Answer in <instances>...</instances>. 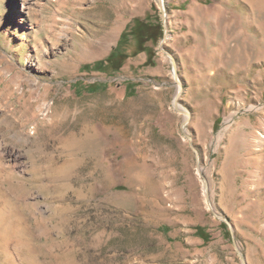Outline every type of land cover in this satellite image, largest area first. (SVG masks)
<instances>
[{
  "label": "rangeland",
  "instance_id": "1",
  "mask_svg": "<svg viewBox=\"0 0 264 264\" xmlns=\"http://www.w3.org/2000/svg\"><path fill=\"white\" fill-rule=\"evenodd\" d=\"M161 1L0 0V264H264V0Z\"/></svg>",
  "mask_w": 264,
  "mask_h": 264
},
{
  "label": "trees",
  "instance_id": "2",
  "mask_svg": "<svg viewBox=\"0 0 264 264\" xmlns=\"http://www.w3.org/2000/svg\"><path fill=\"white\" fill-rule=\"evenodd\" d=\"M135 25L139 31V36L142 40H145V38H147V37H152L155 40V38L160 35L161 30H160L159 25H157L155 27V29H153L150 32L146 31V29L144 28L142 20L135 19ZM122 55L123 54L121 53V51H119L117 48H114L110 52V54L108 55L107 60L111 63V67L113 69H118L119 66L121 65L122 58H123ZM97 87H96V85H89L87 88L91 91H94L97 89ZM198 230L200 232L201 228L199 227Z\"/></svg>",
  "mask_w": 264,
  "mask_h": 264
},
{
  "label": "water",
  "instance_id": "3",
  "mask_svg": "<svg viewBox=\"0 0 264 264\" xmlns=\"http://www.w3.org/2000/svg\"><path fill=\"white\" fill-rule=\"evenodd\" d=\"M158 3H159V7H160V9H161V11H162L163 21H165V14H164V12H163L164 7H163V4H162V1H161V0H158ZM164 28H165V24H164Z\"/></svg>",
  "mask_w": 264,
  "mask_h": 264
}]
</instances>
